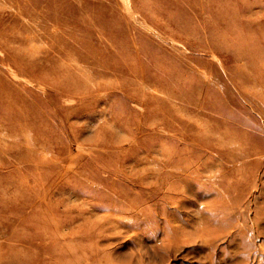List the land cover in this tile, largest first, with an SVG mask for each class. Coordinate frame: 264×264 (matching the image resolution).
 Returning a JSON list of instances; mask_svg holds the SVG:
<instances>
[{
	"label": "rangeland",
	"instance_id": "obj_1",
	"mask_svg": "<svg viewBox=\"0 0 264 264\" xmlns=\"http://www.w3.org/2000/svg\"><path fill=\"white\" fill-rule=\"evenodd\" d=\"M0 264H264V0H0Z\"/></svg>",
	"mask_w": 264,
	"mask_h": 264
}]
</instances>
